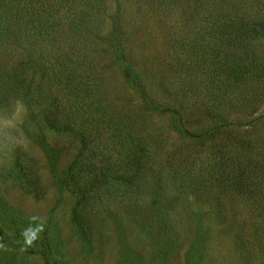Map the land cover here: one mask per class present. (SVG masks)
I'll list each match as a JSON object with an SVG mask.
<instances>
[{
	"label": "trees",
	"instance_id": "1",
	"mask_svg": "<svg viewBox=\"0 0 264 264\" xmlns=\"http://www.w3.org/2000/svg\"><path fill=\"white\" fill-rule=\"evenodd\" d=\"M241 1H211L203 17L207 39L198 45L207 49L209 66L190 75L199 60L181 59L178 74L167 79L154 63L156 52L134 53L145 50L143 34L136 35L139 8L112 9L111 0H0V108L20 101L37 109L48 129L77 142L60 171L56 150L47 148V156L58 197L68 192L74 199L70 220L86 245L102 230L100 209L137 219L149 195L157 142L135 110L116 103L107 71L117 68L147 110L167 115L200 147L179 151L170 162L177 191L197 195V204L213 212L235 264H264V53L256 45L264 39V14ZM126 13L133 22L120 21ZM180 42L171 37L167 51ZM251 110L256 114L244 124L232 123L233 112ZM201 119L200 134L184 129L194 121L201 127ZM8 172L23 191L43 195L24 153H14ZM182 220L169 219L174 230Z\"/></svg>",
	"mask_w": 264,
	"mask_h": 264
},
{
	"label": "rangeland",
	"instance_id": "2",
	"mask_svg": "<svg viewBox=\"0 0 264 264\" xmlns=\"http://www.w3.org/2000/svg\"><path fill=\"white\" fill-rule=\"evenodd\" d=\"M111 1L112 9L119 6L129 13L141 9L136 35L143 34L145 50L142 46L134 53L156 52L160 59L154 63L163 77L171 79L178 74L181 59L188 64L199 60L195 69L187 70L190 75L199 74L209 66L207 49L198 45H204L207 39L203 17L212 0ZM237 5L257 16L264 14V0H243ZM130 17L126 13L120 21L133 22ZM197 32L199 41L195 43ZM171 37L181 42L169 53ZM256 45L264 53V39ZM146 62L149 67V61ZM149 68L150 71L154 67ZM107 74L114 86L116 103L123 110H135L138 122L157 142L149 171V195L141 205L138 218L130 212L103 207L98 217L101 232L89 246L82 242L70 220L74 199L68 192L58 197L47 156V148L56 150V166L60 171L77 153V142L48 129L37 109L10 101L8 106L0 108V264H235L233 249L213 220V212L197 204V195L179 193L177 182L167 174L179 151L200 148L196 140L184 137L167 115L147 110L141 102L142 95L123 81L117 68L109 69ZM152 76L145 78L150 81ZM255 114L233 112L232 123L244 124ZM199 123L201 127L194 121L184 129L200 134L205 120ZM232 128L243 131L247 127L232 125ZM223 133L219 132L217 139ZM17 150L33 165L43 190L40 198L23 191L9 175V163ZM172 217L185 218L176 223L177 230L169 221ZM34 236L36 243L31 240Z\"/></svg>",
	"mask_w": 264,
	"mask_h": 264
}]
</instances>
